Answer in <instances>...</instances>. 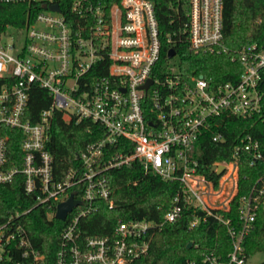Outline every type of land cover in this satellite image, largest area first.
<instances>
[{
	"label": "built area",
	"instance_id": "1",
	"mask_svg": "<svg viewBox=\"0 0 264 264\" xmlns=\"http://www.w3.org/2000/svg\"><path fill=\"white\" fill-rule=\"evenodd\" d=\"M189 1L187 22L164 35L170 45L166 54L173 49L175 55L168 59L167 54L160 64L163 39L149 0H0V5L28 8L21 25L0 24V185L22 175L25 193L34 196L35 206L42 205L49 218L71 196L80 202L64 220L56 264H132L147 254L154 231L177 222L185 209L192 211L190 228L213 216L232 242L225 260L210 254L204 263H247L244 240L258 215L264 224V173L237 199L238 226L226 214L238 192L239 159L246 155L249 166L264 164V136L241 137L232 160L210 165L211 179L199 171V142L214 129L217 117L259 121L264 42L229 52L222 35L223 0ZM178 46L194 53L230 54L242 71L236 81L224 83L184 75ZM100 72L104 74L94 75ZM147 80L151 83L144 88ZM35 86L49 94L50 105L33 123L26 114ZM54 113L66 122L89 121L104 131L103 139L86 145L65 171L47 150ZM259 125L264 134L263 119ZM10 131L21 135L20 166L8 161ZM123 139L133 144V152L105 157L106 147ZM211 139L223 140L215 132ZM133 161L145 172L178 183L161 222L118 220L109 235H82L79 222L97 201L110 197L106 172ZM219 167L223 170L217 174ZM26 212L0 219V264H12L14 258L16 264L41 263L42 254L19 223Z\"/></svg>",
	"mask_w": 264,
	"mask_h": 264
},
{
	"label": "trees",
	"instance_id": "2",
	"mask_svg": "<svg viewBox=\"0 0 264 264\" xmlns=\"http://www.w3.org/2000/svg\"><path fill=\"white\" fill-rule=\"evenodd\" d=\"M155 5V17L159 24L163 39L159 63H164L170 45L165 34L172 27L187 22L189 0H149ZM28 8L23 5H0V24L21 25L27 17ZM223 30L224 45L229 52L251 43L264 42V0H223ZM173 22V24L171 23ZM179 57V71L184 75L201 76L214 83L234 82L242 69L239 64L230 60V54L215 55L194 53L182 46L176 47ZM104 68L107 62L101 64ZM103 75V72L94 75ZM0 79V86L3 83ZM261 90L264 97V76ZM26 118L36 122L40 112L50 105L49 94L38 86L29 91ZM264 102V100H263ZM264 120V109L258 120H240L232 115H224L214 119L216 125L200 138L199 171L209 179V167L215 162H226L233 159L232 149L245 134L261 140L264 136L259 125ZM50 141L47 150L54 159L60 160L61 169L65 171L77 162L76 156L91 142L104 137L103 128L89 121L75 123L64 121L60 113H54L51 122ZM260 131V132H259ZM219 133L223 140L214 142L213 133ZM8 161L20 166V139L17 131L9 132ZM133 144L125 139L107 146L105 157L116 153L130 154ZM239 177L237 195L230 203L231 224L238 226L236 202L238 197L245 195L254 181L264 173V164L249 166L246 155H242L238 164ZM108 179L110 197L108 201H97L91 213L79 222V228L84 236L109 235L118 220H150L159 224L164 214L169 210L172 199L177 193L178 183L162 180L160 177L145 172L138 161H133L118 169H110L105 175ZM25 179L15 176L10 183L0 185V219L15 212L28 210L19 218V223L28 233L30 243L43 259L40 264H56V254L59 249L60 235L66 222L49 218L42 205L35 206L34 196L27 195L24 190ZM111 201V205H109ZM201 215L202 213L199 212ZM192 211L185 209L182 218L172 224H163L156 229L149 242V250L144 257L132 264H206L205 255H214L225 260L232 249V242L225 226L218 224L214 217H206L190 228ZM246 256L253 253L264 254V224L261 215L255 221V229L244 240ZM192 243L190 249L187 244ZM14 258L12 264H16Z\"/></svg>",
	"mask_w": 264,
	"mask_h": 264
},
{
	"label": "water",
	"instance_id": "3",
	"mask_svg": "<svg viewBox=\"0 0 264 264\" xmlns=\"http://www.w3.org/2000/svg\"><path fill=\"white\" fill-rule=\"evenodd\" d=\"M52 9L54 10H58L57 6L52 7ZM168 59H171L172 56L175 55L174 50H169L168 51ZM151 83V80H147V82L144 85V88H146L149 84ZM223 168L219 167L217 174H220V172H222ZM80 202L77 200H74L73 197L71 196L68 200H66L65 202L59 203L56 207V215H55V219L60 220V221H64L67 214L70 213V211L73 209V207L79 205ZM192 247V243H188L187 244V248L190 249Z\"/></svg>",
	"mask_w": 264,
	"mask_h": 264
},
{
	"label": "rangeland",
	"instance_id": "4",
	"mask_svg": "<svg viewBox=\"0 0 264 264\" xmlns=\"http://www.w3.org/2000/svg\"><path fill=\"white\" fill-rule=\"evenodd\" d=\"M246 264H260L264 262V254L263 253H253L248 255Z\"/></svg>",
	"mask_w": 264,
	"mask_h": 264
}]
</instances>
